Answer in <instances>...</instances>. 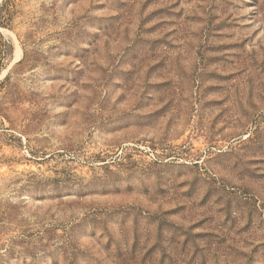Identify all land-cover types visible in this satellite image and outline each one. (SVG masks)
<instances>
[{"label":"rangeland","instance_id":"374dc122","mask_svg":"<svg viewBox=\"0 0 264 264\" xmlns=\"http://www.w3.org/2000/svg\"><path fill=\"white\" fill-rule=\"evenodd\" d=\"M0 21V264H264V0Z\"/></svg>","mask_w":264,"mask_h":264},{"label":"trees","instance_id":"16d2710c","mask_svg":"<svg viewBox=\"0 0 264 264\" xmlns=\"http://www.w3.org/2000/svg\"><path fill=\"white\" fill-rule=\"evenodd\" d=\"M7 2H8V0H3V4L0 6V11L2 10V8H3L4 6L7 5ZM0 26H2V22H1V21H0ZM3 54H4L3 51H0V57L4 56ZM0 59H1V58H0Z\"/></svg>","mask_w":264,"mask_h":264},{"label":"bare ground","instance_id":"6f19581e","mask_svg":"<svg viewBox=\"0 0 264 264\" xmlns=\"http://www.w3.org/2000/svg\"><path fill=\"white\" fill-rule=\"evenodd\" d=\"M0 29H1V30H4V29H2V28H0ZM18 57H19V52L17 51L13 60H17ZM13 60H12V61H13Z\"/></svg>","mask_w":264,"mask_h":264}]
</instances>
